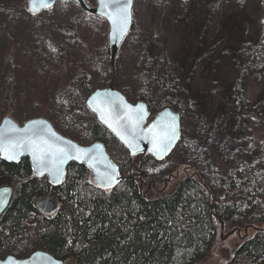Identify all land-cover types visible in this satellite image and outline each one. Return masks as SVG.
<instances>
[{
  "label": "rangeland",
  "instance_id": "374dc122",
  "mask_svg": "<svg viewBox=\"0 0 264 264\" xmlns=\"http://www.w3.org/2000/svg\"><path fill=\"white\" fill-rule=\"evenodd\" d=\"M25 2L0 0V122L5 116L20 124L44 117L56 121L58 129H69L83 118L82 111L75 110V101L86 104L88 97L71 83L80 81L90 91L113 85L131 102L146 97L156 109L173 102L183 112L184 139L171 156L156 168L151 165L156 159L145 157L147 181H158L154 189L150 183L146 186L149 193L172 192L190 174L192 164L179 155L186 139H197L196 129L205 116L206 129L215 123L209 143L218 171L264 157L251 140L264 131L263 0H135L134 28L114 63L106 54L107 21L89 16L73 2L36 14L29 12ZM88 2L97 4V0ZM225 20L234 24V38ZM242 36L247 44L259 46L252 56H240L233 48L231 41L239 42ZM157 42L166 50L163 61L158 59ZM73 57L88 78H81ZM10 74L13 101L6 100L3 89ZM52 85L60 87L70 105L53 93ZM233 87L240 90L241 104L236 97L228 99ZM176 171L178 177L173 179ZM35 218L25 234L0 247V258L27 257L44 250L39 239L42 217ZM230 242L221 236V245L229 247ZM222 251L216 248L201 264L224 262Z\"/></svg>",
  "mask_w": 264,
  "mask_h": 264
},
{
  "label": "trees",
  "instance_id": "16d2710c",
  "mask_svg": "<svg viewBox=\"0 0 264 264\" xmlns=\"http://www.w3.org/2000/svg\"><path fill=\"white\" fill-rule=\"evenodd\" d=\"M223 24H227L226 20ZM226 27L234 38L231 34L236 29L234 24L228 23ZM244 37L231 44L240 56L249 57L259 46L247 44ZM155 46L159 61H163L166 50L161 43ZM105 47L110 55L109 46ZM73 64L81 71L82 79L88 78L75 57ZM7 77L3 82L4 95L6 100L13 101L11 74ZM79 82L71 84L89 95L90 88ZM52 91L70 105L60 87L52 85ZM239 94L240 90L233 87L228 99L236 97L241 104L244 99ZM142 99L149 103L153 116L158 109L146 97ZM75 105L83 118L72 128L58 129L56 121L51 120L52 124L81 144L104 143L120 168L119 183L112 188L100 187L85 165L72 164L64 183L54 186L34 175L28 158L19 163L2 161L0 186H12L14 196L0 216V247L25 234L28 224L34 223L39 215L40 248L65 264H201L218 247L225 253V261L220 264H264V157L242 167L224 166V170L218 171L209 143L210 127L215 123L206 129L205 116L196 129L197 139H186L184 151L179 155L183 162L192 164L190 174L182 177L172 192L149 193L146 186L150 183L149 188L154 189L158 181L146 179L143 167L146 154L130 156L96 120L85 100L75 101ZM165 107L177 108L183 117L178 104L164 103L159 109ZM251 140L264 153V131ZM210 149L212 152H208ZM159 164L160 161H151L154 168ZM178 174L176 171L173 179ZM217 181L221 184L214 183ZM43 195L60 201V209L53 215L46 216L37 208V200ZM221 236L231 239V248L221 245Z\"/></svg>",
  "mask_w": 264,
  "mask_h": 264
},
{
  "label": "water",
  "instance_id": "95a60500",
  "mask_svg": "<svg viewBox=\"0 0 264 264\" xmlns=\"http://www.w3.org/2000/svg\"><path fill=\"white\" fill-rule=\"evenodd\" d=\"M134 1L130 0L127 11L129 20L123 34H120L109 18L113 7H105L97 0L95 6L88 0H47L46 3L27 0L29 12L36 14L54 8L59 3L73 2L88 15L100 17L109 24L108 42L111 61L114 63L124 41L134 27ZM127 0H121L126 3ZM264 9V0H263ZM86 107L109 134L129 153L135 156L148 154L163 161L174 152L183 137L182 114L175 107L158 109L152 116L150 105L145 100L131 102L128 97L113 85L94 89L86 99ZM172 126L174 138L161 149L155 141ZM171 134V133H169ZM14 157V158H10ZM0 158L7 163H19L28 158L33 173L38 178H46L52 185H62L67 169L72 164L85 165L91 171V178L103 188L116 186L120 168L111 158L104 143L96 141L81 144L60 133L50 120L36 117L20 124L12 116H5L0 122ZM14 196L12 186L0 187V215L8 209ZM37 208L45 215H53L60 209V201L50 195L37 200ZM0 264H65L51 252L37 250L28 257L19 258L7 255L0 258Z\"/></svg>",
  "mask_w": 264,
  "mask_h": 264
},
{
  "label": "snow or ice",
  "instance_id": "6c2138e0",
  "mask_svg": "<svg viewBox=\"0 0 264 264\" xmlns=\"http://www.w3.org/2000/svg\"><path fill=\"white\" fill-rule=\"evenodd\" d=\"M35 5L37 2L46 3L47 0H32ZM101 4L105 5V7H113L114 12L109 13V18L112 20L116 30L123 34L124 29L127 27V23L129 20V13L127 11L128 3L130 0H127L126 3H121V0H100ZM171 133V134H169ZM175 135V127L172 126L168 131H166L162 136L157 137L155 143L161 149H166L168 142L174 138ZM14 158V157H10Z\"/></svg>",
  "mask_w": 264,
  "mask_h": 264
}]
</instances>
